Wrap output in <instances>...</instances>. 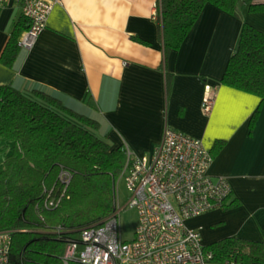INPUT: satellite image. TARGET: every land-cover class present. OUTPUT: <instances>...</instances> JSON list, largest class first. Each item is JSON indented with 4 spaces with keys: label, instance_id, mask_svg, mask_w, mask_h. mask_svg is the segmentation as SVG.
<instances>
[{
    "label": "crops",
    "instance_id": "crops-1",
    "mask_svg": "<svg viewBox=\"0 0 264 264\" xmlns=\"http://www.w3.org/2000/svg\"><path fill=\"white\" fill-rule=\"evenodd\" d=\"M157 1L62 0L12 66L0 61V84L60 94L98 119L95 131L112 147L136 155L151 154L166 127L209 150L222 140L208 172L227 178L236 203L186 222L206 246L226 236L264 239V100L221 81L243 22L264 31V11L208 2L166 52ZM17 21L29 24L19 4L0 6V56Z\"/></svg>",
    "mask_w": 264,
    "mask_h": 264
},
{
    "label": "trees",
    "instance_id": "trees-1",
    "mask_svg": "<svg viewBox=\"0 0 264 264\" xmlns=\"http://www.w3.org/2000/svg\"><path fill=\"white\" fill-rule=\"evenodd\" d=\"M208 2L230 13L246 3L251 11H264V0H158L166 52L181 45ZM28 26L16 22L0 56L5 65L18 59ZM221 81L264 100L263 30L243 22ZM85 110L58 93L0 84V229L12 234L8 264H60L64 243L58 229L77 236L83 225L113 209L126 153L96 133L99 121ZM258 112L259 107L251 123ZM222 144L216 141L212 157ZM61 169L70 173L66 183L59 178ZM49 189L59 197L54 209L42 207ZM231 195L222 207L236 203ZM207 247L213 264L226 258L264 264V239L226 236Z\"/></svg>",
    "mask_w": 264,
    "mask_h": 264
},
{
    "label": "built area",
    "instance_id": "built-area-1",
    "mask_svg": "<svg viewBox=\"0 0 264 264\" xmlns=\"http://www.w3.org/2000/svg\"><path fill=\"white\" fill-rule=\"evenodd\" d=\"M61 2L0 0V6H21L29 26L19 44L30 47L47 25L54 6ZM213 103V96H207L202 105L209 111ZM122 148L126 161L121 178L128 198L121 203L117 188L111 212L100 221L83 225L77 236L58 229V237L64 243L60 264H213V251L186 221L222 207L232 188L226 177H213L208 172L213 157L203 141L166 127L149 155H136L128 145ZM59 178L68 182L69 171L61 169ZM58 202L59 197L49 189L42 207L54 209ZM125 208L135 209L138 214L131 239L122 237L120 213ZM11 243V231L0 229V264H8ZM221 264L238 263L226 258Z\"/></svg>",
    "mask_w": 264,
    "mask_h": 264
},
{
    "label": "rangeland",
    "instance_id": "rangeland-1",
    "mask_svg": "<svg viewBox=\"0 0 264 264\" xmlns=\"http://www.w3.org/2000/svg\"><path fill=\"white\" fill-rule=\"evenodd\" d=\"M119 197L121 203L128 198V191L125 186L123 179L121 178L119 182ZM120 223L122 230V237L126 239H131L133 237L134 229L138 223V214L135 209L125 208L120 213Z\"/></svg>",
    "mask_w": 264,
    "mask_h": 264
}]
</instances>
